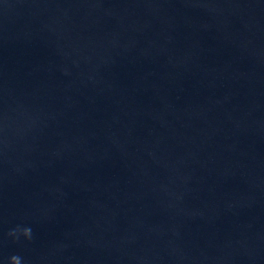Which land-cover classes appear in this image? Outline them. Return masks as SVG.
<instances>
[{"label": "clouds", "instance_id": "obj_1", "mask_svg": "<svg viewBox=\"0 0 264 264\" xmlns=\"http://www.w3.org/2000/svg\"><path fill=\"white\" fill-rule=\"evenodd\" d=\"M30 232H31L30 229H25V230H24V235H25V236H30ZM11 264H21L20 258L17 257V256H13V257L11 258Z\"/></svg>", "mask_w": 264, "mask_h": 264}]
</instances>
